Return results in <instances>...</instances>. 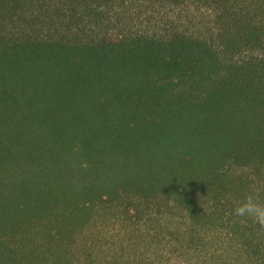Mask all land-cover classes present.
Here are the masks:
<instances>
[{"label": "trees", "instance_id": "1", "mask_svg": "<svg viewBox=\"0 0 264 264\" xmlns=\"http://www.w3.org/2000/svg\"><path fill=\"white\" fill-rule=\"evenodd\" d=\"M162 1L165 33L0 29V264H80L129 195L164 200V264H264V227L234 215L264 203V0ZM33 2L0 0V22Z\"/></svg>", "mask_w": 264, "mask_h": 264}, {"label": "rangeland", "instance_id": "2", "mask_svg": "<svg viewBox=\"0 0 264 264\" xmlns=\"http://www.w3.org/2000/svg\"><path fill=\"white\" fill-rule=\"evenodd\" d=\"M180 21L179 10L162 0H128L100 6L34 0L13 20L0 22V29L17 35L86 38L127 31L165 33ZM164 203L161 198L146 201L129 195L103 204L79 239L80 264H164L176 259L179 253L174 239L163 225L167 210Z\"/></svg>", "mask_w": 264, "mask_h": 264}, {"label": "clouds", "instance_id": "3", "mask_svg": "<svg viewBox=\"0 0 264 264\" xmlns=\"http://www.w3.org/2000/svg\"><path fill=\"white\" fill-rule=\"evenodd\" d=\"M234 215L249 218L254 223L264 227V203L257 201L254 192H250L242 203H238L234 209Z\"/></svg>", "mask_w": 264, "mask_h": 264}]
</instances>
